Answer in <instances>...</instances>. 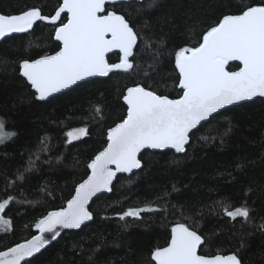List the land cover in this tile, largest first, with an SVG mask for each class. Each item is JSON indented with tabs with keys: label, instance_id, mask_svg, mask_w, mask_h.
<instances>
[{
	"label": "trees",
	"instance_id": "obj_1",
	"mask_svg": "<svg viewBox=\"0 0 264 264\" xmlns=\"http://www.w3.org/2000/svg\"><path fill=\"white\" fill-rule=\"evenodd\" d=\"M264 0H134L118 3L138 33L134 67L92 79L46 101L21 76L19 62L54 53L60 47L54 27L38 21L28 33L0 42V118L17 135L0 144V201L14 199L3 214L12 222L0 231V251L34 234L36 220L63 207L89 173L87 164L106 145V133L126 115L122 96L142 84L158 94H181L174 53L195 45L225 14ZM61 0H0L1 14L39 7L51 15ZM111 9V6H109ZM61 19H64V14ZM66 21V20H65ZM59 24V23H58ZM57 24V26H58ZM146 42L151 46L146 47ZM119 59L110 54V63ZM239 66L230 64L229 70ZM101 114H95V107ZM87 125L89 134L66 143L64 135ZM226 133V134H225ZM184 153L145 150L142 167L120 174L112 191L90 204L93 220L64 232L29 264H155L151 252L163 247L176 222L193 223L205 239L201 254L235 253L241 264H264V99L228 107L190 134ZM41 138L50 152L25 172ZM34 158V157H33ZM21 173L23 177L18 179ZM220 202L250 208V220L225 216ZM151 206L140 219L121 221L129 207ZM25 264V262L23 263Z\"/></svg>",
	"mask_w": 264,
	"mask_h": 264
},
{
	"label": "snow or ice",
	"instance_id": "obj_2",
	"mask_svg": "<svg viewBox=\"0 0 264 264\" xmlns=\"http://www.w3.org/2000/svg\"><path fill=\"white\" fill-rule=\"evenodd\" d=\"M121 2L62 0L51 15L42 14L39 7L26 8L19 14H0V39L14 33H28L38 21L55 26L54 39L60 42L59 50L19 62L20 74L34 89L35 99L46 101L87 78L133 69L132 58L140 37L125 15L115 10V5ZM145 46L151 45L146 42ZM114 52L118 62L110 63L108 56ZM174 58L181 94L169 98L139 83L127 87L122 96L126 115L107 129L106 146L87 164L90 170L87 178L75 186L65 206L36 220L34 227L38 235L0 251V264H29L27 258L56 240L61 230L80 229L91 221L90 201L98 193L111 192L118 173H132L141 168L139 156L144 150L172 149L184 153L190 134L213 114L228 106L264 98V2L246 6L236 14L223 15L202 33L195 45L176 50ZM232 61L239 62L238 70H227ZM101 111L99 106L95 107L96 115ZM88 134L85 125L71 128L64 135L66 143L71 144ZM16 135L0 118V144ZM50 150L48 139L41 138L25 172L33 171L41 155ZM13 199L9 195L0 201V231L11 228V220L3 214ZM219 206L232 220H250L251 210L246 203L232 206L230 202H220ZM159 210L151 206L129 207L116 215L124 221ZM259 227L264 229V224ZM204 244L195 222H176L171 226L167 245L156 247L151 260L155 264H241L235 253L201 254Z\"/></svg>",
	"mask_w": 264,
	"mask_h": 264
},
{
	"label": "water",
	"instance_id": "obj_3",
	"mask_svg": "<svg viewBox=\"0 0 264 264\" xmlns=\"http://www.w3.org/2000/svg\"><path fill=\"white\" fill-rule=\"evenodd\" d=\"M130 1H134V0H122V2L121 3H123V2H130ZM137 1H140V0H137ZM61 2H62V0H61ZM1 14V13H0ZM54 14V13H53ZM63 15V14H62ZM66 22V21H65ZM45 23H47V22H45ZM59 23V22H58ZM47 24H49V23H47ZM19 34H22V33H14V34H12L11 36H14V35H19ZM11 36H9V37H11ZM9 37H5V38H3V39H6V38H9ZM3 39H0V42L3 40ZM56 41V40H55ZM57 43H59L60 44V42H58V41H56ZM59 50V49H58ZM57 50V51H58ZM115 53V52H114ZM51 54H54V53H51ZM110 54H112V53H110ZM109 54V55H110ZM118 62V61H117ZM230 63H236V64H238L239 65V62L238 61H232V62H230ZM229 63V64H230ZM240 66V65H239ZM239 68V67H238ZM238 68L237 69H235V70H238ZM227 70H229L228 69V66H227ZM230 71H234V70H230ZM97 78H104V77H100V76H97V77H90V78H87L85 81H81V82H78V84H81V83H84V82H87V81H90V80H92V79H97ZM77 84V85H78ZM76 85H74V86H72L70 89H72L73 87H75ZM70 89H65V90H63L62 92H60V93H56V94H54L52 97H54V96H57V95H59V94H61V93H64V92H67V91H69ZM49 98H51V97H49ZM48 98V99H49ZM170 98V97H169ZM258 98H260V97H257V98H254V100L255 99H258ZM264 99V98H263ZM246 102H250V101H246ZM241 103H244V102H241ZM233 106H235V105H233ZM127 107V106H126ZM228 107H231V106H228ZM222 110H224V109H222ZM221 110V111H222ZM215 114H213V116H214ZM202 123H204V122H202ZM106 146V145H105ZM104 146V147H105ZM187 146V145H186ZM102 150V149H101ZM146 150H151V149H146ZM166 150H172V149H166ZM145 151V150H144ZM152 151H161V150H152ZM163 151H165V150H163ZM172 151H174V150H172ZM99 152V151H98ZM97 152V153H98ZM175 152V151H174ZM139 158H140V156H139ZM140 169V168H139ZM139 169H134L133 170V172H135V171H137V170H139ZM90 171V170H89ZM132 172V173H133ZM89 174V173H88ZM120 174H124V175H130L131 173H118L117 174V176L118 175H120ZM86 178H87V176H86ZM86 178H84V179H86ZM117 178V177H116ZM116 178L113 180V183H114V181L116 180ZM83 179V180H84ZM82 182V181H81ZM80 183V182H79ZM113 185V184H112ZM74 190H75V188H74ZM73 193H74V191H73ZM106 193H109V192H104V193H98L97 194V196H99V195H103V194H106ZM72 196V195H71ZM96 196V197H97ZM96 197H93V199H92V201L96 198ZM71 198V197H70ZM69 198V199H70ZM92 201H90V203H89V206H90V204H91V202ZM65 206V205H64ZM61 208V207H60ZM57 209H59V208H57ZM57 209H53V210H57ZM53 210H50V211H53ZM49 212V211H48ZM47 214V213H46ZM45 214V215H46ZM43 217V216H42ZM41 217V218H42ZM40 219V218H39ZM93 220V219H92ZM92 220L91 221H87V222H85V224L84 225H82L81 227H83V226H85V225H87V224H89L90 222H92ZM33 229H34V234L33 235H38L39 233H38V231L35 229V227H33ZM69 230H78V229H63V230H61V235L64 233V232H66V231H69ZM32 235V236H33ZM46 235H50V234H46ZM61 235L59 236V237H57V239L56 240H54V241H50V243L48 244V245H46L45 246V248H47L50 244H52L53 242H55V241H57L60 237H61ZM31 236V237H32ZM31 237H29L28 239H30ZM28 239H26V240H28ZM170 239V238H169ZM26 240H23V241H21V242H24V241H26ZM21 242H19V243H21ZM17 244V243H16ZM167 245V244H166ZM165 245V246H166ZM12 246H15V244L14 245H12ZM12 246H10V247H12ZM164 247V246H163ZM45 248H43V249H41V251L40 252H42ZM5 250H7V248L6 249H4V250H1V251H5ZM39 252V253H40ZM39 253H36V254H34V256H36V255H38ZM217 254H222V253H217ZM228 254H233V253H227V254H222V255H228ZM214 255H216V254H214ZM33 256V257H34ZM32 257H30V258H27V260H29V259H31ZM24 262H22V264H23ZM155 263V262H154Z\"/></svg>",
	"mask_w": 264,
	"mask_h": 264
},
{
	"label": "flooded vegetation",
	"instance_id": "obj_4",
	"mask_svg": "<svg viewBox=\"0 0 264 264\" xmlns=\"http://www.w3.org/2000/svg\"><path fill=\"white\" fill-rule=\"evenodd\" d=\"M112 54H113V53H112ZM230 64H232V63H230ZM230 64H229V65H230ZM233 64H234V63H233ZM235 64H236V63H235ZM229 65H228V66H229ZM237 65H238V64H237ZM238 66H239V65H238Z\"/></svg>",
	"mask_w": 264,
	"mask_h": 264
},
{
	"label": "bare ground",
	"instance_id": "obj_5",
	"mask_svg": "<svg viewBox=\"0 0 264 264\" xmlns=\"http://www.w3.org/2000/svg\"><path fill=\"white\" fill-rule=\"evenodd\" d=\"M86 178V177H85ZM100 196V195H99ZM98 197V196H97ZM65 205V204H64Z\"/></svg>",
	"mask_w": 264,
	"mask_h": 264
}]
</instances>
